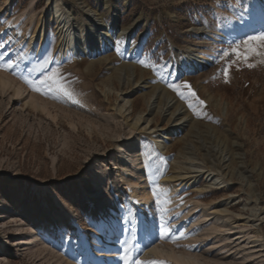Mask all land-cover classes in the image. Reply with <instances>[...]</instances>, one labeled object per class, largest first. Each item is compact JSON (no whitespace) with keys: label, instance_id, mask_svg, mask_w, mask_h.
Wrapping results in <instances>:
<instances>
[{"label":"rangeland","instance_id":"1","mask_svg":"<svg viewBox=\"0 0 264 264\" xmlns=\"http://www.w3.org/2000/svg\"><path fill=\"white\" fill-rule=\"evenodd\" d=\"M53 1L0 0V64H14L0 67V264H123L125 247L163 264H264V55L247 53L264 46L242 43L264 31V0H58L89 39L67 60L59 24L40 56L29 46ZM189 55L211 63L179 75ZM53 72L71 98L25 80ZM178 173L179 187L162 183ZM161 215L175 241L157 239Z\"/></svg>","mask_w":264,"mask_h":264},{"label":"bare ground","instance_id":"2","mask_svg":"<svg viewBox=\"0 0 264 264\" xmlns=\"http://www.w3.org/2000/svg\"><path fill=\"white\" fill-rule=\"evenodd\" d=\"M62 6L63 5H61V3L58 0H55L51 3L52 13H54V19H47L46 15L40 16L41 17L40 19L38 18L39 23H38V25H36L34 27V32L32 33L31 37L29 38V46H35V48H37V50L35 52L36 55L40 56L41 53L39 51L40 50L39 48L41 47L43 49V48H45V45H47V41L49 38L48 33L50 31V26L52 24H59V26H60V45H59V47H60L59 59L60 60L70 58V57L74 58L80 52L83 54L84 51H86L88 49L89 39L85 38L84 42H83L84 44H82V45L77 42V39L75 38L74 34L72 33L73 23H71V20L69 19L68 14L64 11V9H63L64 7L62 8ZM119 12L120 11L117 10V13H119ZM32 26H34V23ZM103 39L104 38L102 37L101 38V45L97 48L98 52H100V53H104V52L109 50V45ZM213 52H216V51H213ZM213 54H215V53H213ZM213 54H211L210 56H213ZM210 63H211V60L207 56H203L199 59H195L194 56H190V55L185 56V57H183V59L178 64V67H177L178 71L176 73H178L179 75H182V76H188L194 70H196L197 67L203 68V67H206ZM202 64H205V65H202ZM198 70H199V68H198ZM198 70H196V71H198ZM138 122L139 121H137V124H138ZM172 134H173V131H170L169 129L166 130L159 137H155L157 143L161 146L163 144V138H166L168 140V139H170ZM135 165L136 164H134V166ZM209 176H210V174H209ZM181 180H182L181 175L178 178L177 177H167L162 183L165 185H170L173 189L175 186H176L175 188L180 186L179 181H181ZM175 182H178L179 184H177V185L174 184L175 185L174 186L173 183H175ZM193 183L195 184L196 181L194 180ZM222 183H224L223 180L220 177H217L216 175H212V177L208 180L209 185H219ZM162 186H164V185H162ZM164 187L163 188L161 187V188L164 189ZM167 187L168 186H166V188ZM156 188L158 189V187H156ZM165 193H167V192H165ZM141 210L145 214V212H146L145 208H143ZM149 219L150 218L148 216L144 215L143 223L141 226H139L138 223L135 220H133V225H134L133 228L135 229L136 234L140 233V229H142V228L146 229L148 227ZM32 239L33 240L30 242H22L20 244L21 245H27V246H37V244L39 242L38 236L35 235ZM98 240H99V243L97 242L98 243L97 246H98V248L101 249V246L105 243L104 242L105 239L100 237V238H98ZM105 245H107V247H112L115 244L112 245V239L110 238V240ZM161 253H165V254H167V256H171V255H168V254H170L169 252L161 251ZM93 254H95L96 257L98 256L97 251H93ZM60 260H61V258L59 257V262H61ZM185 260L188 262L191 261L190 258H185ZM59 264H64V263L61 262Z\"/></svg>","mask_w":264,"mask_h":264},{"label":"snow or ice","instance_id":"3","mask_svg":"<svg viewBox=\"0 0 264 264\" xmlns=\"http://www.w3.org/2000/svg\"><path fill=\"white\" fill-rule=\"evenodd\" d=\"M259 41L262 46H264V31H261L258 35H254L248 38V40L242 41V43L250 45L252 42ZM0 48H3V45H0ZM239 44H237V48L233 49V52L236 53L238 58H244L247 59V54H242L238 51ZM247 53H254L256 55H264V53H260L258 51H255L251 46L247 48ZM4 56L3 52H0V59H2ZM140 63L144 64L146 67H151V65L146 64L144 61H140ZM48 64V61H45L44 64L40 65V68L43 69ZM250 67L252 65H249ZM0 67L7 68V69H13L14 64L9 61L4 64H0ZM231 65H229V68ZM225 74H228V69H225ZM57 73L53 72L52 75H46L43 80L40 81L39 84H36L34 80H28L27 77H25V80L30 83L33 86L34 90L37 91H52L57 90L61 93H63L64 96H67L71 98L72 93L67 91V89L64 87V85L61 82V79H57ZM185 86L188 89H191V85L185 82ZM169 87L172 88L174 91H176L182 98L189 99L194 98L196 100V104H189V108L195 110V107L198 105H204L205 102L203 100H200L197 94L194 91H190L188 95L185 94L184 91L181 90V85L176 83H170ZM183 235V234H181ZM157 239H170L175 241L177 239L176 235L172 233L171 226L169 225L167 219L164 215H161L159 218V225H158V236ZM123 255L121 257L123 264H163V262L160 261H140L138 256L134 255V249L131 247H125L122 249Z\"/></svg>","mask_w":264,"mask_h":264},{"label":"built area","instance_id":"4","mask_svg":"<svg viewBox=\"0 0 264 264\" xmlns=\"http://www.w3.org/2000/svg\"><path fill=\"white\" fill-rule=\"evenodd\" d=\"M202 65H205V64H202Z\"/></svg>","mask_w":264,"mask_h":264}]
</instances>
